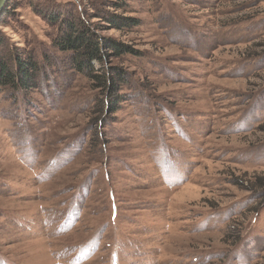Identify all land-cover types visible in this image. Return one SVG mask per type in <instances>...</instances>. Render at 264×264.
Here are the masks:
<instances>
[{
  "label": "rangeland",
  "instance_id": "rangeland-1",
  "mask_svg": "<svg viewBox=\"0 0 264 264\" xmlns=\"http://www.w3.org/2000/svg\"><path fill=\"white\" fill-rule=\"evenodd\" d=\"M79 20L131 49L94 63L115 113L56 46ZM29 56L36 87L0 93V264H264V0H9L0 58Z\"/></svg>",
  "mask_w": 264,
  "mask_h": 264
},
{
  "label": "trees",
  "instance_id": "trees-1",
  "mask_svg": "<svg viewBox=\"0 0 264 264\" xmlns=\"http://www.w3.org/2000/svg\"><path fill=\"white\" fill-rule=\"evenodd\" d=\"M124 21L126 24L129 23L128 18H125ZM64 25L66 33L57 39L56 46L74 57L73 64L79 72L84 73L92 80H97L98 85H101L107 92L105 105L109 106L108 113H115L122 101L119 93L122 90L124 77L120 74L113 75L112 70H108V68L102 70L103 72L96 73L93 70L94 63L102 64L105 58H118L130 52L131 49L99 36L83 20L67 22ZM14 63L15 69L9 61L0 58V93L5 89H12L16 92L23 89L32 90L36 87L35 82L39 68L33 57L29 56L26 60L15 58Z\"/></svg>",
  "mask_w": 264,
  "mask_h": 264
},
{
  "label": "water",
  "instance_id": "water-1",
  "mask_svg": "<svg viewBox=\"0 0 264 264\" xmlns=\"http://www.w3.org/2000/svg\"><path fill=\"white\" fill-rule=\"evenodd\" d=\"M9 0H0V14Z\"/></svg>",
  "mask_w": 264,
  "mask_h": 264
}]
</instances>
